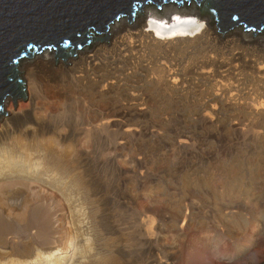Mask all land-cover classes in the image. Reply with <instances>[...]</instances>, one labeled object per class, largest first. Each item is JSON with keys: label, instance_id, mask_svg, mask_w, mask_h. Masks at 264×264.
Instances as JSON below:
<instances>
[{"label": "rangeland", "instance_id": "1", "mask_svg": "<svg viewBox=\"0 0 264 264\" xmlns=\"http://www.w3.org/2000/svg\"><path fill=\"white\" fill-rule=\"evenodd\" d=\"M152 6L158 9L155 3ZM93 33L101 34L91 30L90 35ZM148 51L141 60L143 65L151 61ZM122 54L105 55L103 74L107 79L114 77L116 83L114 90L105 92L103 102L108 113L114 107L127 111L123 124L135 120L149 124L150 131L123 132L121 140L126 144L105 146L102 154L96 153L94 146L80 151L78 166H86L90 176L86 193L68 197L64 188H76L75 182H65L37 159L39 153L46 152L38 147L40 140L59 148L66 145L69 139L62 132L36 135L33 122L28 121L0 138V264H107V257L116 259L117 264L262 262L264 112L257 115L262 123L258 135L245 132L241 128L245 117L236 119L235 112L228 110L233 101L227 95L214 98L210 81L198 89L178 84L165 93L149 80L145 66L130 64ZM187 56L179 54L172 61L182 66L192 57ZM155 57L157 64H167L165 56ZM131 70L132 74L125 76ZM93 73L90 75H96ZM248 83L246 78L245 84L233 86L231 91L246 95ZM185 88L187 98L182 95ZM199 92L201 100L196 95ZM258 92L264 100V85ZM142 98L146 100L141 103ZM15 102V107L11 99L4 103L7 114L11 104L15 110L26 108L22 99ZM210 105L218 106L217 113L204 119L205 107ZM27 111L33 113L32 108ZM246 120L256 118L248 115L243 122ZM130 127L135 128L134 124ZM205 181L218 190L234 184L228 191L233 203L219 204L218 192H214L215 198L211 196L202 186ZM39 185L56 192L54 201L62 205L55 215L47 204L35 202ZM257 208L258 212H253Z\"/></svg>", "mask_w": 264, "mask_h": 264}, {"label": "bare ground", "instance_id": "2", "mask_svg": "<svg viewBox=\"0 0 264 264\" xmlns=\"http://www.w3.org/2000/svg\"><path fill=\"white\" fill-rule=\"evenodd\" d=\"M181 1L183 2L179 5L177 0L162 1L160 3L162 9L159 11L152 6L153 1L147 0L141 6V10L139 7H136L137 10L133 9L135 16L133 15L130 23L127 14H122L123 17L120 16L119 19H113L107 23V31H101L103 33L100 32V35H95V33L91 35L101 37L102 34L105 36L108 32V40L101 42L100 39L94 41L90 39L88 45L84 43L81 50L75 49L76 55L70 54L66 56L65 60L58 56L55 63L56 48H51V50L46 48L33 53L30 57L22 58V62L19 60L17 66L18 71H21L19 72L20 76L25 81L27 90L25 102L27 105L26 108L21 107L15 110L11 104L10 108L7 107L9 112L7 115L0 114V138L6 137L12 129L18 128L28 121L33 122L32 129L36 135L43 132H62L69 139L66 145L59 148V146H51L40 140L38 147L42 148V151L45 149L46 152L39 153L37 159L46 162L47 168L55 171L56 175H61L65 182H75L76 188L71 185L64 188L68 191V197L76 193H86L89 189L90 176L86 166H83L82 169L79 168L80 165L78 166L80 151H86L89 146H94L95 152L102 154L105 146H124L126 144L121 140L123 132L133 133L139 129L149 132L151 127L149 124L142 125L134 122V118L132 119L135 128L130 127L133 124H123L122 118L127 115V111L120 108L114 107L112 113L107 112L106 103L103 102L105 101V92L114 90L116 79L111 76L107 79V76L105 77L103 74L107 69L104 60L107 59L106 54L115 55L118 52L121 54L123 52V59L128 60L130 64L145 66L148 73L150 72V75L147 73L149 80L153 81L165 93L171 92L173 87L178 84L183 86L191 84L198 89L202 87L204 81H210L209 88L211 91L214 89V98L224 94L233 101V104L228 106V110L235 112L236 119L239 116L246 119L248 115H253L256 118V120L243 122L244 119L241 128L245 132L253 131L258 135L260 131L257 128L262 127V123L257 115L264 112V100L260 99L261 92H258L259 87L264 85V31L256 29L255 32H248L242 29L243 26H234L224 30L222 37V32L218 31V26L215 21L211 20L210 15L207 13L200 15V7L197 5H201V0L198 3L193 0L195 3L191 1L190 4H186L185 0ZM170 15H174L172 21ZM90 33L91 31L87 34L90 35ZM147 50H149V54L152 53L149 58L151 61H147L148 63L143 65L141 60ZM193 51H196L197 55H194ZM179 54L188 55V58L192 57L184 61L182 66L174 65L172 59ZM159 55L165 56L164 60L167 64L156 63L155 56ZM27 57L28 59H25ZM22 63L25 64L23 67ZM180 69L183 71V75L179 73ZM91 71L96 75L93 73L94 75L91 76ZM129 74H132V70L125 76ZM246 78L250 79V83H248L250 91H247L246 95L231 91L233 86L245 84ZM105 79L107 81L99 87L101 81ZM81 89H85V91H81ZM182 95L187 98L186 88ZM196 95L201 100L203 94L199 92ZM8 99L12 100V96H7L4 103ZM144 100L146 98H142L140 102H145ZM28 107L32 108V114L27 111ZM119 107L121 106L119 105ZM205 108L207 112L203 114L204 119H208L211 113H217L218 110L217 105ZM190 111H194L193 107ZM224 160L220 159V161ZM39 182L41 184L42 181ZM202 186L207 187L211 196L214 192H218L221 200L218 202L219 204L230 205L233 203L234 199L231 198V193L228 191L231 186L234 188V184L231 183L229 187L227 185L225 190H218L216 185L210 184V181H205ZM41 188L37 189L39 192H35L37 195H35L37 197L35 202L47 204L50 213L54 214L59 211L62 204L59 205L54 201L56 192ZM257 210L258 208L253 212H258ZM46 223L49 226V220H46ZM39 255L40 251L37 256ZM105 261L107 264H117L113 257H107Z\"/></svg>", "mask_w": 264, "mask_h": 264}, {"label": "water", "instance_id": "3", "mask_svg": "<svg viewBox=\"0 0 264 264\" xmlns=\"http://www.w3.org/2000/svg\"><path fill=\"white\" fill-rule=\"evenodd\" d=\"M146 1L0 0V104L4 106L7 96H12L14 107L18 98H27L25 81L18 71L19 60L47 46L56 48L55 63L58 56L65 60L90 39L108 40V32L94 37L87 34L91 29L106 31L107 23L122 14H127L130 23L133 7L141 10ZM151 1L158 6L167 0ZM199 9L200 15L207 13L216 22L222 37L224 30L239 25L245 30L264 31V0H201ZM237 14L239 19L232 20ZM258 264H264V260Z\"/></svg>", "mask_w": 264, "mask_h": 264}, {"label": "snow or ice", "instance_id": "4", "mask_svg": "<svg viewBox=\"0 0 264 264\" xmlns=\"http://www.w3.org/2000/svg\"><path fill=\"white\" fill-rule=\"evenodd\" d=\"M117 19H119V17H117ZM231 19L232 20H238L239 19V14H237V15H233L232 17H231ZM10 94V93H9ZM4 112V106H3V104H0V114H2Z\"/></svg>", "mask_w": 264, "mask_h": 264}]
</instances>
